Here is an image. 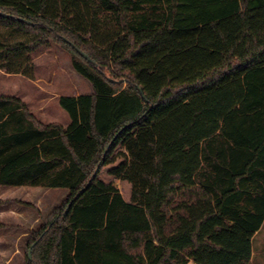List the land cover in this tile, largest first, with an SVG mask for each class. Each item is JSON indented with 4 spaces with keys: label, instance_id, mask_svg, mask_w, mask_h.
Returning <instances> with one entry per match:
<instances>
[{
    "label": "trees",
    "instance_id": "obj_1",
    "mask_svg": "<svg viewBox=\"0 0 264 264\" xmlns=\"http://www.w3.org/2000/svg\"><path fill=\"white\" fill-rule=\"evenodd\" d=\"M0 27L29 36L0 41V69L32 77L30 55L54 40L93 87L59 98L65 127L0 100V120L28 122L0 185L67 190L28 232L24 264L250 263L264 221V0H0Z\"/></svg>",
    "mask_w": 264,
    "mask_h": 264
},
{
    "label": "rangeland",
    "instance_id": "obj_2",
    "mask_svg": "<svg viewBox=\"0 0 264 264\" xmlns=\"http://www.w3.org/2000/svg\"><path fill=\"white\" fill-rule=\"evenodd\" d=\"M89 28V27H88ZM86 38L91 37V28ZM29 36L0 27V41L13 43L28 40ZM21 59V58H20ZM28 72L32 77L9 75L0 70V97H16L26 103L36 120L42 123H57L67 126V113L60 107V97H76L93 92L92 85L76 73L72 67V54L60 43L49 40L47 45L37 48L28 61ZM17 68V66H15ZM15 68V69H16ZM99 179L114 181L122 197L130 198V185L114 180L102 169ZM61 191V190H60ZM63 197L67 190L62 189ZM254 256L250 264H264V227L252 240ZM27 250L25 240L10 241L8 235L0 238V264H24Z\"/></svg>",
    "mask_w": 264,
    "mask_h": 264
},
{
    "label": "crops",
    "instance_id": "obj_3",
    "mask_svg": "<svg viewBox=\"0 0 264 264\" xmlns=\"http://www.w3.org/2000/svg\"><path fill=\"white\" fill-rule=\"evenodd\" d=\"M3 71L9 75H21L8 73L5 70ZM15 98L16 97H0V100L10 99V102L15 104L13 100ZM24 104L26 105V103ZM26 109L32 114L27 105ZM2 111L5 110L0 108V113ZM16 113L18 112L16 111ZM32 116L35 118L33 114ZM8 118L9 115H6L0 120V167L4 164L5 160H8V158L18 152V150H25L28 143L26 138L22 137L19 131L21 128L28 127V122L21 121L14 123L7 120ZM65 197V195L63 197L62 189L59 188L0 185V238L8 235L10 241L25 240L28 232L36 230L41 224V219L47 216L53 209L60 206ZM263 227L264 221L258 232H260ZM253 256L254 251L252 245L251 260Z\"/></svg>",
    "mask_w": 264,
    "mask_h": 264
},
{
    "label": "water",
    "instance_id": "obj_4",
    "mask_svg": "<svg viewBox=\"0 0 264 264\" xmlns=\"http://www.w3.org/2000/svg\"><path fill=\"white\" fill-rule=\"evenodd\" d=\"M78 52H79V54H80L83 58H85L87 61L92 62V60H91L86 54H84V53L81 52V51H78ZM28 256H29V258H30V250L28 251Z\"/></svg>",
    "mask_w": 264,
    "mask_h": 264
}]
</instances>
